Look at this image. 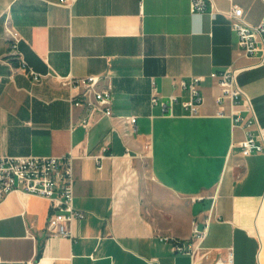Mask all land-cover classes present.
<instances>
[{"label":"crops","instance_id":"obj_1","mask_svg":"<svg viewBox=\"0 0 264 264\" xmlns=\"http://www.w3.org/2000/svg\"><path fill=\"white\" fill-rule=\"evenodd\" d=\"M71 1L0 0V154L73 152L75 203L88 215L71 225L73 237L47 236L50 201L10 195L0 207V264H264V153H244L243 129L217 116L221 90L210 78L237 57L232 6L259 25L264 0H207L206 12H192V0ZM7 27L21 36L27 70L6 60ZM262 54L238 61L255 130L264 126ZM106 74L113 116L87 129L58 76ZM195 76L204 79L200 116L180 102L173 115L151 104L154 92L188 99L173 82ZM209 214L199 252L208 258L195 263L174 239L192 242L193 222L204 228Z\"/></svg>","mask_w":264,"mask_h":264},{"label":"built area","instance_id":"obj_2","mask_svg":"<svg viewBox=\"0 0 264 264\" xmlns=\"http://www.w3.org/2000/svg\"><path fill=\"white\" fill-rule=\"evenodd\" d=\"M71 0H59L60 4L70 5ZM207 0H192V12L208 11ZM212 11H216L212 6ZM231 28L238 37L239 50L232 65L226 70L212 72L210 78L221 90L216 98L219 106L217 116L229 117L233 128H242L244 137L240 141V147L246 154L264 153V126L257 125L253 104L250 98L246 97L238 85V77L245 69L238 65L241 58H252L258 51H262V63H264V21L259 25H253L245 19L244 9L239 5H233L229 11ZM10 50L6 60L17 61L16 69L27 70L28 64L19 50L21 36L18 31L7 27ZM263 42V47H261ZM5 60L0 58V64ZM36 82L41 81L42 74L30 71ZM59 82L72 91L71 102L74 108L85 110L86 117L78 124L89 129L101 119L113 116L112 102L113 90L109 76L88 75L85 77H63L58 76ZM204 79L201 76L192 77L190 80L178 79L173 83L176 90L188 91L189 98L182 100L181 97L172 93L166 97L153 93L151 104L160 106L165 112L173 115L177 103L191 117L201 115V108L205 104V96L201 86ZM155 87V80L152 81ZM228 103L230 111L227 113L223 106ZM136 131L137 118L135 116L127 119ZM100 159L103 155L94 156ZM73 152L62 156H10L0 154V207L12 194L25 193L39 196L50 201L51 213L46 228L47 236L73 237L71 225L78 220H84L87 212L78 208L75 203V160ZM212 219L209 214L206 219V226L200 228L197 221L193 222L194 237L192 242L184 243L174 239V248L178 252L190 254L193 261L206 260L208 252H204L202 243L207 236V225ZM28 235L33 236L31 229ZM169 238H166L168 240ZM200 252V253H199ZM231 256L227 263H231ZM222 263L221 260L217 261Z\"/></svg>","mask_w":264,"mask_h":264}]
</instances>
